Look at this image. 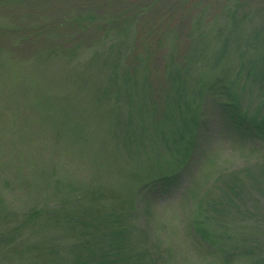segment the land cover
Returning a JSON list of instances; mask_svg holds the SVG:
<instances>
[{
	"label": "trees",
	"instance_id": "1",
	"mask_svg": "<svg viewBox=\"0 0 264 264\" xmlns=\"http://www.w3.org/2000/svg\"><path fill=\"white\" fill-rule=\"evenodd\" d=\"M201 1L172 0L163 14L145 11L146 15L140 18L122 20V15L108 9L114 0H0V142L6 143L0 145V155L7 160L0 161V179L2 175L12 176L4 182L0 180V185L14 196L9 203L0 200V209L14 206L20 211L25 207L22 209L28 213L21 227L9 235L0 234V246H12L26 239L24 246L53 230L66 244L55 240L42 246L29 264H156L136 249L130 223L137 214L139 199L161 190L167 193L178 185L179 175L137 179L131 191L133 197L105 195L99 187H86L62 196L56 192L48 199L51 208L49 204L34 207L31 202L38 195L33 194L44 192L45 184L50 188L52 177L47 173L39 183H33L32 175L48 169L60 157L58 145L37 141L35 133L42 122L55 123L60 118L55 136L72 137L82 128L78 120H87L91 112L95 116L102 113L98 106L107 103L112 107L116 97H123L127 108L130 102L135 103L129 92H140L135 79L139 69L145 75L141 81L143 91H155L165 84L178 89L175 95L186 93L185 77L194 71L187 53L206 38L203 33L197 37L192 19ZM206 1L207 24L217 17L225 18L226 23L211 36L219 41L211 68L217 69L231 49L237 61L232 69L221 68V75L193 80L190 93L196 91L197 96H202L205 91L204 96L211 95L240 138L264 139V0ZM104 6L107 11L101 14ZM172 33L176 60L167 65L161 78L164 81H159L162 42L173 37ZM104 35H114L111 41L119 40L115 52L112 48H106L103 54L99 51L106 45ZM123 48L127 49L123 54L126 59L120 64ZM98 73L99 83L91 86L94 90L84 101L89 85L98 80ZM106 73L115 78H104ZM250 95L256 107L247 104L246 97ZM179 118L184 122L181 113ZM182 125L181 122L185 136L187 128ZM14 127L19 128L20 138L28 142L26 147L8 144L16 136ZM51 128L49 123L46 132L50 135ZM26 151L28 157L24 159ZM45 156V164L35 163ZM65 156L68 158L69 152ZM261 173L264 177V171ZM20 191L25 194L23 204ZM246 195L249 193L243 185H229L222 195L203 207L202 220L195 224L196 233L220 264H264V226L248 238L239 239L231 235H237L239 224L234 226L235 222L226 219L232 207L241 209V203L248 199ZM243 214L249 216L248 209ZM227 225H231V232ZM72 236L76 243L73 247Z\"/></svg>",
	"mask_w": 264,
	"mask_h": 264
},
{
	"label": "rangeland",
	"instance_id": "2",
	"mask_svg": "<svg viewBox=\"0 0 264 264\" xmlns=\"http://www.w3.org/2000/svg\"><path fill=\"white\" fill-rule=\"evenodd\" d=\"M230 1L219 0V3ZM171 2L172 0H114L108 9L122 15V20H125L134 16L140 18L146 15L145 11L163 14ZM201 2V6L196 8L197 15L192 19L195 21L197 37L199 33H203L206 38L200 39L193 51L189 50L187 53L194 71L185 77L188 86L186 93L175 95V90L178 89L165 84L156 87L155 91H143L141 81L145 75L139 69L135 79L138 80L137 87L140 92H129L134 95L135 103L130 102L127 108L124 98L116 97L112 107L107 103L102 107L98 106L102 112L101 115L96 114L99 120L96 119L95 113H89L87 109V120L77 121L82 128H78L72 137L70 134H67L68 137L55 136L60 118L55 123L42 122L40 130L35 133L37 141L58 145L60 157H56L53 165L47 166L48 169L32 175L33 183L36 180H39V183L41 176L47 177V173L52 177L50 188L45 184L44 192L33 194L38 195L37 199L31 202L34 207L42 208L49 204L48 199L56 192L62 196L70 192L78 193L86 187H99V191L105 195L129 194L133 197L131 191L134 190L137 179L179 175L178 185L167 193H162L161 190L152 196L139 199L137 214L133 215L130 223L133 244L138 246L136 249L141 250L148 256V260H153L156 264H220L219 259L201 241L195 231V224L202 220L203 207L222 195L233 183L243 185L249 196H245L248 199L241 203V209L235 210L232 207L226 217L229 219L227 222H235L234 226L239 224V236L231 233L232 237L248 238L250 233L264 226V177L261 173L264 171V139L240 138L225 120L217 106L218 102L215 103L211 95L204 96L205 91L202 96H197L196 91L190 93L193 80L197 81V78L202 77L211 79L221 75V68L232 69L237 61L231 49L217 69L211 68L219 42L212 40L211 36L226 23L225 18L217 17L207 24L209 8L206 7V0ZM100 11L103 14L107 7H102ZM172 35L173 37L165 38L162 42L159 59L162 73L158 75L159 81H164L161 78L167 72V65L172 59L174 62L176 60L173 51L175 33ZM112 38L114 35L109 38L104 35L106 45L99 50L101 54L106 48L116 51V42L119 40L116 38L111 41ZM126 50L123 48L122 52L120 51V64L126 59L123 55ZM138 66L139 60L135 63L136 69ZM100 77L101 74L98 73V80L89 85L84 101L93 92L91 86L98 84ZM109 77L115 78L108 73L104 78ZM246 101L249 106L256 107V104H252L251 95L246 97ZM92 104H89V109ZM131 104H134L133 107ZM180 113L184 116V122L179 118ZM181 122L187 128L185 136ZM49 123L52 126L51 135L46 132ZM14 135L16 136L8 144L19 148L26 147L28 142L24 137L20 138L18 127L13 128ZM5 144L0 142L2 146H6ZM66 152H69L68 158L65 156ZM1 157L2 155L1 162L7 161ZM26 157L27 151L24 153V159ZM46 161L45 156L43 160L38 159L35 163L45 164ZM243 171L246 177L239 174ZM6 177L12 176L2 175L0 180L4 182ZM3 187L4 185H0V200L12 202V192ZM19 193L22 199L20 203L23 204L25 194L22 191ZM133 204L136 206L135 200ZM49 207L51 208L50 204ZM22 208L20 211L14 206L11 209H0V214L3 213L0 215V234L9 235L21 227L25 216L28 215ZM246 209L249 216L243 214ZM231 225L226 226L230 232ZM262 234L264 237L263 228ZM58 236H61L60 233L51 230L40 239L24 246L26 239L12 246L1 244L3 246H0V264H29L42 246L55 240L65 243L63 238ZM70 240L73 247L76 244L75 237H70Z\"/></svg>",
	"mask_w": 264,
	"mask_h": 264
}]
</instances>
